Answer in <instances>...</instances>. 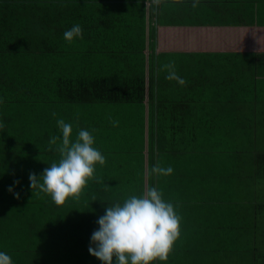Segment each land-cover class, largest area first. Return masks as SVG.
<instances>
[{
    "label": "trees",
    "instance_id": "obj_1",
    "mask_svg": "<svg viewBox=\"0 0 264 264\" xmlns=\"http://www.w3.org/2000/svg\"><path fill=\"white\" fill-rule=\"evenodd\" d=\"M192 2L0 0V250L8 252L14 264L19 254L24 255L23 264H70L67 253L71 250L89 253L90 236L98 227V217L93 224L86 222L90 206L98 207L100 214L107 203L156 187L151 171L156 141H173L172 151L159 144L162 156L176 153L175 145L188 144L187 132L196 128L178 124L183 121L179 118L183 106H200V100L189 101L192 95L220 85L206 80L202 62L207 57L247 53L161 50L162 27L196 20L195 12L188 11ZM74 23L82 26L81 37L65 40L64 31ZM252 52L248 57L253 60L264 58V52ZM170 72L175 77L170 78ZM246 103L262 106L264 97ZM60 119L71 123L73 138L79 128L94 130L96 140L110 144L108 156L116 159L102 165L109 167L110 176L103 179L99 171V177L91 178L79 194L57 205L38 186L31 189L28 176L29 172L39 175L59 160L62 141L50 138L60 135ZM165 124L173 128L163 131L169 129ZM245 125L256 132L255 123ZM260 150L257 153L264 154ZM145 154L151 159L147 172ZM90 182L100 186L87 191ZM9 185L19 198L8 191ZM261 222L256 232L263 240ZM259 242L264 249V242ZM94 258L83 256L71 264H92ZM261 260L264 257L260 258L264 264Z\"/></svg>",
    "mask_w": 264,
    "mask_h": 264
},
{
    "label": "crops",
    "instance_id": "obj_2",
    "mask_svg": "<svg viewBox=\"0 0 264 264\" xmlns=\"http://www.w3.org/2000/svg\"><path fill=\"white\" fill-rule=\"evenodd\" d=\"M192 1L188 11L195 12V23L162 27L159 30L161 50L247 53L207 57L202 62L207 68L206 80L220 85L213 83L217 89L192 95L189 101L200 100V106H183L179 114L183 121L179 120L178 124L196 128L193 133L187 132L190 140L183 144L186 153H182L184 150L180 147L183 146L175 145L176 153L165 152L162 156L159 144L172 151L169 146L172 147L173 141H156L154 166H171L173 171L154 173V185L165 200L176 206L181 217L180 236L167 260L156 261V264H260L264 249L259 241L264 242V239L256 228L259 220L264 221V154L257 153L260 150L257 146H262L264 151V105L249 106L246 102L264 97V58L248 57L252 51L264 52V3H252L256 0L245 4L243 0ZM162 8L166 11L167 6L162 5ZM186 64L192 65V62ZM176 123L174 130L178 132ZM253 123L256 132L245 125ZM171 126L165 124L169 129L163 131L171 130L173 124ZM95 142L105 155L106 164L116 159L108 156L110 144L96 138ZM147 155L146 168L151 160ZM117 156L124 162L128 160L123 155ZM109 170L108 166L97 164L93 178H98L99 171H103L102 177L106 179L110 176ZM98 186L100 184L90 182L87 191L93 192ZM127 189L125 186L124 192ZM89 210L86 222L90 224L104 213L102 209L99 214L98 207L93 205ZM75 219L79 224L84 223L80 217ZM82 251L67 253L68 262L78 263L83 256L94 257ZM95 258L92 264H102ZM15 262L23 264L24 255L19 254Z\"/></svg>",
    "mask_w": 264,
    "mask_h": 264
},
{
    "label": "clouds",
    "instance_id": "obj_3",
    "mask_svg": "<svg viewBox=\"0 0 264 264\" xmlns=\"http://www.w3.org/2000/svg\"><path fill=\"white\" fill-rule=\"evenodd\" d=\"M82 26L74 23L63 33L71 41L82 35ZM169 77H175L174 72ZM183 82L182 80L180 81ZM3 127V121H0ZM60 135V158L52 162L37 175L29 172L30 187H37L48 193L54 203L63 204L70 196L77 195L93 178L97 164L105 163V155L96 146L93 131L79 128L73 138L71 123L57 121ZM153 173H171V166H153ZM14 185L19 181H14ZM8 191L19 198L13 185ZM98 227L90 236L88 251L102 264H156L166 261L180 236L181 217L176 206L165 200L162 193L153 186L139 195L132 194L122 201L107 203L104 213L96 221ZM0 264H14L11 255L0 250Z\"/></svg>",
    "mask_w": 264,
    "mask_h": 264
},
{
    "label": "rangeland",
    "instance_id": "obj_4",
    "mask_svg": "<svg viewBox=\"0 0 264 264\" xmlns=\"http://www.w3.org/2000/svg\"><path fill=\"white\" fill-rule=\"evenodd\" d=\"M180 63H183L184 64V61L182 60V61H179ZM179 63V64H180ZM177 64V63H176ZM183 67H185V65H183ZM148 171V167L146 168V172Z\"/></svg>",
    "mask_w": 264,
    "mask_h": 264
},
{
    "label": "bare ground",
    "instance_id": "obj_5",
    "mask_svg": "<svg viewBox=\"0 0 264 264\" xmlns=\"http://www.w3.org/2000/svg\"><path fill=\"white\" fill-rule=\"evenodd\" d=\"M68 53H69V52H68ZM67 55H68L69 57H71V58H72V56H70L69 54H67ZM73 55H74V54H73ZM74 56H76V55H74ZM74 56H73V57H74ZM74 58H75V57H74Z\"/></svg>",
    "mask_w": 264,
    "mask_h": 264
}]
</instances>
